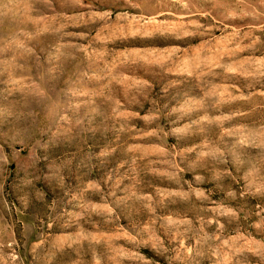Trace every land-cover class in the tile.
I'll return each mask as SVG.
<instances>
[{
  "label": "rangeland",
  "instance_id": "1",
  "mask_svg": "<svg viewBox=\"0 0 264 264\" xmlns=\"http://www.w3.org/2000/svg\"><path fill=\"white\" fill-rule=\"evenodd\" d=\"M0 264H264V0H0Z\"/></svg>",
  "mask_w": 264,
  "mask_h": 264
}]
</instances>
